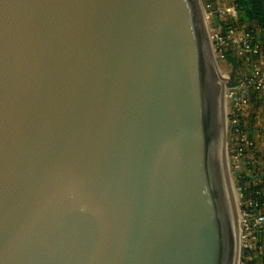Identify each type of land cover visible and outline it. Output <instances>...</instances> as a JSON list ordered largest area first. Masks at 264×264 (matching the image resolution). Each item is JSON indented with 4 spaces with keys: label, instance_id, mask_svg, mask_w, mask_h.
Returning a JSON list of instances; mask_svg holds the SVG:
<instances>
[{
    "label": "water",
    "instance_id": "water-1",
    "mask_svg": "<svg viewBox=\"0 0 264 264\" xmlns=\"http://www.w3.org/2000/svg\"><path fill=\"white\" fill-rule=\"evenodd\" d=\"M224 91L200 0H0V264H238Z\"/></svg>",
    "mask_w": 264,
    "mask_h": 264
},
{
    "label": "built area",
    "instance_id": "built-area-1",
    "mask_svg": "<svg viewBox=\"0 0 264 264\" xmlns=\"http://www.w3.org/2000/svg\"><path fill=\"white\" fill-rule=\"evenodd\" d=\"M215 59L234 64L227 88L228 167L239 213L238 264H264V26L207 4ZM254 124V125H253Z\"/></svg>",
    "mask_w": 264,
    "mask_h": 264
},
{
    "label": "trees",
    "instance_id": "trees-1",
    "mask_svg": "<svg viewBox=\"0 0 264 264\" xmlns=\"http://www.w3.org/2000/svg\"><path fill=\"white\" fill-rule=\"evenodd\" d=\"M243 22L264 26V0H233Z\"/></svg>",
    "mask_w": 264,
    "mask_h": 264
},
{
    "label": "rangeland",
    "instance_id": "rangeland-1",
    "mask_svg": "<svg viewBox=\"0 0 264 264\" xmlns=\"http://www.w3.org/2000/svg\"><path fill=\"white\" fill-rule=\"evenodd\" d=\"M200 2H201L202 10L204 12V19H205L206 27H207V30H208V23H209L208 19H207V4H208V0H200ZM218 66H219V69H220V73L222 74L223 88H224V90L227 91L226 86H227V83H229L228 81H230V79H231V72H232V70L234 68V64L232 62H230V61H223V62L218 61ZM224 96H225V94H224ZM227 128H228V126L226 124L225 150H226V157H227V164H228V149L227 148H228L230 137H229V132H228Z\"/></svg>",
    "mask_w": 264,
    "mask_h": 264
},
{
    "label": "crops",
    "instance_id": "crops-1",
    "mask_svg": "<svg viewBox=\"0 0 264 264\" xmlns=\"http://www.w3.org/2000/svg\"><path fill=\"white\" fill-rule=\"evenodd\" d=\"M208 3H210L214 8H220V7H235L233 0H208ZM239 15L240 14L238 13V19L240 20V16ZM240 22L242 24H244V23H251V22H243L241 20H240Z\"/></svg>",
    "mask_w": 264,
    "mask_h": 264
},
{
    "label": "bare ground",
    "instance_id": "bare-ground-1",
    "mask_svg": "<svg viewBox=\"0 0 264 264\" xmlns=\"http://www.w3.org/2000/svg\"><path fill=\"white\" fill-rule=\"evenodd\" d=\"M235 195H236V192H235Z\"/></svg>",
    "mask_w": 264,
    "mask_h": 264
}]
</instances>
